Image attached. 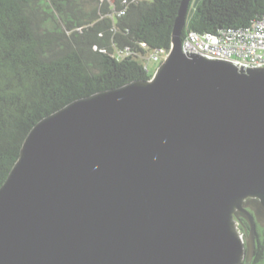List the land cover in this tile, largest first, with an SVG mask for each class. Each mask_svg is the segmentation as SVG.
Returning a JSON list of instances; mask_svg holds the SVG:
<instances>
[{
  "label": "water",
  "instance_id": "water-1",
  "mask_svg": "<svg viewBox=\"0 0 264 264\" xmlns=\"http://www.w3.org/2000/svg\"><path fill=\"white\" fill-rule=\"evenodd\" d=\"M38 120L0 185V264H240L264 227V67L185 55ZM195 0L192 6H195Z\"/></svg>",
  "mask_w": 264,
  "mask_h": 264
},
{
  "label": "trees",
  "instance_id": "trees-1",
  "mask_svg": "<svg viewBox=\"0 0 264 264\" xmlns=\"http://www.w3.org/2000/svg\"><path fill=\"white\" fill-rule=\"evenodd\" d=\"M179 3L0 0V185L38 120L76 98L152 75L147 57L170 47ZM191 4L181 38L264 16V0Z\"/></svg>",
  "mask_w": 264,
  "mask_h": 264
},
{
  "label": "built area",
  "instance_id": "built-area-1",
  "mask_svg": "<svg viewBox=\"0 0 264 264\" xmlns=\"http://www.w3.org/2000/svg\"><path fill=\"white\" fill-rule=\"evenodd\" d=\"M185 55L200 54L207 59L227 61L238 69L264 67V16L247 26L224 28L217 33L188 32L181 42ZM168 49H158L147 60L160 62Z\"/></svg>",
  "mask_w": 264,
  "mask_h": 264
},
{
  "label": "flooded vegetation",
  "instance_id": "flooded-vegetation-1",
  "mask_svg": "<svg viewBox=\"0 0 264 264\" xmlns=\"http://www.w3.org/2000/svg\"><path fill=\"white\" fill-rule=\"evenodd\" d=\"M241 220V222H237V230L244 244V255L240 260V264H264V227L256 224L254 252L251 259L246 261V245L244 243V237L247 235L248 223L243 218H241Z\"/></svg>",
  "mask_w": 264,
  "mask_h": 264
},
{
  "label": "rangeland",
  "instance_id": "rangeland-1",
  "mask_svg": "<svg viewBox=\"0 0 264 264\" xmlns=\"http://www.w3.org/2000/svg\"><path fill=\"white\" fill-rule=\"evenodd\" d=\"M110 1H112V0H110ZM158 63L159 62H157V61H153V60H147L146 61V65H147V67H148V69H149V72L152 74L153 73V71L155 70V68L158 66Z\"/></svg>",
  "mask_w": 264,
  "mask_h": 264
}]
</instances>
